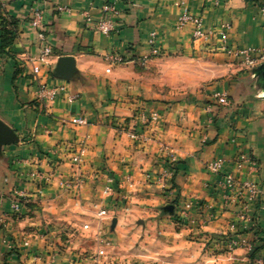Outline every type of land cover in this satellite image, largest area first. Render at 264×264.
<instances>
[{"label":"crops","instance_id":"1","mask_svg":"<svg viewBox=\"0 0 264 264\" xmlns=\"http://www.w3.org/2000/svg\"><path fill=\"white\" fill-rule=\"evenodd\" d=\"M105 2L119 9L107 35L85 26L83 17L86 11L98 20ZM0 5L17 21L12 44L1 50L0 39V119L19 137L0 148V264H264V88L256 66L246 68L216 49L219 34L203 43L193 40L190 25L175 27L182 13L191 12L202 17L205 29L217 31L227 22L229 45L261 48L264 0ZM33 7L44 10L51 47L45 63L36 60L40 42L28 21ZM151 32L162 53L142 65ZM110 52L123 53L127 62L110 65ZM60 56H73V79L53 76ZM34 68L49 85L63 88L45 105L36 96ZM189 79L195 80L193 90L180 81ZM222 91L225 105L215 101ZM152 112L159 115L155 121L147 118ZM71 116H82L85 124H70ZM131 130L143 140L132 139ZM83 140L84 163L77 170L64 146ZM169 156L175 173L163 176ZM219 157L220 174L210 172L206 163ZM77 171L79 188L64 186ZM223 173L259 183L262 195L229 197L217 186ZM106 185L110 194L102 192ZM185 201L193 205L177 223ZM167 204L174 205V215L163 211ZM100 209L107 215L99 216Z\"/></svg>","mask_w":264,"mask_h":264},{"label":"built area","instance_id":"2","mask_svg":"<svg viewBox=\"0 0 264 264\" xmlns=\"http://www.w3.org/2000/svg\"><path fill=\"white\" fill-rule=\"evenodd\" d=\"M183 3V1H182ZM57 10L59 11H68L69 9L66 6H57ZM99 19L93 20L91 15L83 11V17L85 21V26L100 32L102 34L111 33L116 26L115 18L119 15V9L115 5V2H105L99 9ZM43 14L44 10L41 7H33L30 9L28 15L29 24L37 29L38 39L40 42V52L36 60L41 63H45L47 57L51 54V47L46 41L45 36V26L43 23ZM187 25H190L192 28V38L194 41L208 43L215 39V35L219 34L218 42L215 43V48L221 50L227 56L236 58L240 61V63L246 67H254L258 64L264 62V47H237L233 45H229L227 42V32L230 29V25L227 22H221L218 30L215 29H205L203 25V19L200 15H195L191 12L182 13L176 21L175 27L177 29H181ZM150 45V49L148 54L144 55L140 59V64H145L150 58L160 56L162 53L161 48H159L155 44V33L151 32L148 40ZM105 59L108 61L110 65L113 64H123L127 62V58L123 53L119 52H110L105 55ZM109 70V69H107ZM33 82L36 83L37 90L36 96L37 99L43 104H47L52 102L55 99L56 94L61 91L62 87L51 86L48 84L47 80L40 75L39 69H33ZM215 101L217 104L225 105L228 102V95L225 91L219 92L215 94ZM159 115L156 112H152L147 117L150 121L157 120ZM147 118H143V122ZM68 122L72 125L78 126L85 124V120L82 116H71L68 119ZM129 136L134 140H143V136L139 131L131 130L129 131ZM87 147V143L85 140L79 142L77 145H67L64 146V151L69 153L70 162L77 168L84 163V153ZM224 163V159L222 157L213 159L206 163V168L213 173H219L221 171L222 165ZM174 165L173 158L171 156L166 159L164 168L162 170L163 176H167L171 174L172 167ZM33 175H36L33 173ZM75 176L70 181L62 182L64 186L69 189H78L82 183V177L80 172H75ZM217 186L221 188L223 191L228 193L229 197L241 198L243 195L247 197L248 200H256L258 199L262 193L263 189L259 183L251 181V180H241L238 179L233 173H223L221 177L217 180ZM103 194H110L112 189L109 185H106L103 190ZM193 203L190 201L183 202L177 209L178 217L183 220L186 219L188 210L192 207ZM12 208L14 211H18L19 204L17 202L12 204ZM261 208L264 210V202L261 205ZM99 216L107 215V211L105 209H100L98 211ZM85 228L88 227L86 224ZM98 230L100 226L98 225ZM102 250L99 249L96 252L97 255H102ZM54 254H51L52 261ZM50 264V263H49Z\"/></svg>","mask_w":264,"mask_h":264},{"label":"water","instance_id":"3","mask_svg":"<svg viewBox=\"0 0 264 264\" xmlns=\"http://www.w3.org/2000/svg\"><path fill=\"white\" fill-rule=\"evenodd\" d=\"M255 71L259 76L261 86L264 88V62L255 67ZM75 60L73 56H60L53 68V76L55 78L71 80L76 75ZM19 142V137L15 131L5 124L0 119V148L4 145L16 144ZM163 211L168 215H173L175 207L172 204L163 206ZM115 224V219L112 220V225Z\"/></svg>","mask_w":264,"mask_h":264},{"label":"trees","instance_id":"4","mask_svg":"<svg viewBox=\"0 0 264 264\" xmlns=\"http://www.w3.org/2000/svg\"><path fill=\"white\" fill-rule=\"evenodd\" d=\"M16 24L17 21L14 19H11L7 16V14L4 12L2 6L0 5V39H1V50H4L6 47L12 44L15 36H16ZM172 173H175V164L172 167ZM174 206V205H173ZM175 219L177 221H182L178 215H175ZM259 247H255L252 252L250 253V256L256 258L255 253L259 249Z\"/></svg>","mask_w":264,"mask_h":264},{"label":"rangeland","instance_id":"5","mask_svg":"<svg viewBox=\"0 0 264 264\" xmlns=\"http://www.w3.org/2000/svg\"><path fill=\"white\" fill-rule=\"evenodd\" d=\"M184 65V64H183ZM183 65L181 64L180 66L179 65H177V67L178 68H182L183 67ZM181 81V83H183V85L185 86V89H189V90H193L194 89V86H193V84L195 85V80H193V79H189V80H180ZM166 84V83H165ZM183 89V88H182ZM184 89V90H185ZM182 97H184V98H187V97H191V98H195V96L194 95H172V96H169V98H173V99H177V98H182ZM174 215V214H173ZM175 220V222H179V223H181L182 221H177L176 219H174ZM213 252H218V250H214ZM199 258V257H198ZM200 261V262H199ZM232 260H230V261H227V262H231ZM201 262H203V260H200V259H197V261H196V264H200ZM223 262V261H222ZM153 264H155V263H153ZM202 264V263H201ZM214 264H226V263H218V261H217V263L215 262ZM231 264H234V263H231Z\"/></svg>","mask_w":264,"mask_h":264}]
</instances>
